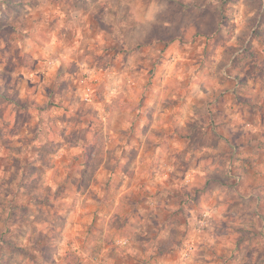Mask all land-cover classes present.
<instances>
[{
	"label": "clouds",
	"instance_id": "1",
	"mask_svg": "<svg viewBox=\"0 0 264 264\" xmlns=\"http://www.w3.org/2000/svg\"><path fill=\"white\" fill-rule=\"evenodd\" d=\"M0 264H264V0H0Z\"/></svg>",
	"mask_w": 264,
	"mask_h": 264
}]
</instances>
